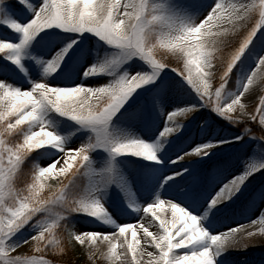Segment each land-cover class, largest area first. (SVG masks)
Returning <instances> with one entry per match:
<instances>
[{
    "label": "snow or ice",
    "instance_id": "snow-or-ice-1",
    "mask_svg": "<svg viewBox=\"0 0 264 264\" xmlns=\"http://www.w3.org/2000/svg\"><path fill=\"white\" fill-rule=\"evenodd\" d=\"M0 25V264H60L76 245L92 264H228L264 233L219 222L264 204V135L249 124L264 133V0H0ZM201 109L243 129L221 136L201 117L197 142ZM246 140L234 174L188 183ZM248 223L264 225V207Z\"/></svg>",
    "mask_w": 264,
    "mask_h": 264
},
{
    "label": "rangeland",
    "instance_id": "rangeland-1",
    "mask_svg": "<svg viewBox=\"0 0 264 264\" xmlns=\"http://www.w3.org/2000/svg\"><path fill=\"white\" fill-rule=\"evenodd\" d=\"M7 2V0H6ZM10 31V30H9ZM5 32V27L3 25H0V33ZM6 34V33H5ZM2 38V37H0ZM93 46H95L93 42ZM264 54V53H261ZM217 80H218V75H217ZM214 86H216V82L214 81ZM227 86H230L232 88L235 87V77H231L229 80V84ZM258 90L260 91L261 94H264V86H259ZM174 98H181V99H191V97L187 96H181V97H174ZM249 100H251V97H249ZM249 107H253V105H249ZM170 110V109H169ZM213 122V128H214V134H218L221 136H226L228 134H239V132L243 129V125H231L227 120H224L223 118L217 117L215 113H211L209 115V112L207 109H201L199 116H197L196 120H194L190 125H189V130H188V135L196 139L197 142L199 141V137L202 135L196 127L197 122L201 117H205ZM178 119H185L183 117H178ZM250 126L252 122H249ZM151 126V121H147L146 123L139 124L137 126L133 127V131L140 132L141 135H145L148 131V129ZM252 130L257 129L258 127L256 125L251 126ZM143 129V131H142ZM253 130V132L257 135L258 131L256 132ZM70 131V129H69ZM251 136V133L249 134ZM75 139V137H73ZM249 146L252 148L256 147V144L252 140H246L244 145H241L239 148H228V147H221L220 151H218L215 155H211L210 159L203 161L199 165L192 166L196 169V171L193 174L192 180L194 179V182L199 181L205 188H207V180L205 178L206 174L215 176L217 171H220L221 174L224 175V177H228L229 173H233L235 171V168L240 166L241 162L244 160V155L243 153L249 149ZM185 151H188L187 148H185ZM249 155H251V152H248ZM187 157L195 158L197 157L195 155H189ZM47 157H33V160L44 164L47 161ZM194 160V159H193ZM32 162L30 161V165ZM220 165H223L222 168L218 167ZM189 167V164L187 163L186 165ZM230 178V177H229ZM51 179H55L53 177L48 178V182ZM259 177L257 178V181L254 182V184H257L259 182ZM187 180V178H186ZM83 182V181H82ZM191 182V180H188V183ZM184 184L181 183L180 188L183 189ZM135 190V189H134ZM111 195V192H110ZM121 195H123L121 193ZM139 197V193L137 194ZM115 199V197H113ZM264 207V204L262 206H258L257 212L252 213L250 216H246L245 218H240L239 213L246 212L244 203L241 201H238L236 204L231 205L227 210L226 213L222 216L219 217V222L221 225V229H223L224 226L231 227L234 224H241L245 226L246 230L251 231L252 228H260L264 227V225H261L257 223L254 226H250L248 221L254 217H258L260 215V208ZM111 210V209H110ZM150 214H145L146 218ZM137 217H126L121 215L118 218V222H128V223H135L134 219ZM75 226L79 230H85V229H96L100 231H116L114 228L112 229H107V225H94L91 223L90 220L83 219V218H78L76 221H74ZM152 230H155L153 227ZM142 234V230H140ZM130 235V232H129ZM249 239V245L247 248H233L230 249V255L228 257V264H264V233L262 232H254L253 236ZM86 253V260L85 264H92V261L89 259L88 256V251H87V246H81ZM22 248L24 251L28 254H31V249L29 245H22ZM151 250V249H150ZM118 251H123L118 245ZM49 259H53L54 254L52 253H47L46 254ZM145 260H147V257L145 256ZM60 264H62L60 262ZM96 264H106L105 260L103 258H99L96 260Z\"/></svg>",
    "mask_w": 264,
    "mask_h": 264
},
{
    "label": "trees",
    "instance_id": "trees-1",
    "mask_svg": "<svg viewBox=\"0 0 264 264\" xmlns=\"http://www.w3.org/2000/svg\"><path fill=\"white\" fill-rule=\"evenodd\" d=\"M251 126H254V124H251ZM253 130H255V129H253ZM256 130L258 131L259 135H264V133H261L258 128ZM30 168H31L30 161H28L24 165L25 174L21 175V177H20L21 182L23 180H25L28 177V175H30V173L28 171ZM54 182H56L55 179H51L49 181V183H54ZM85 260H86L85 250L81 246L76 245L74 251H72L68 255L64 256L60 262L62 264H69V262H70V264H85Z\"/></svg>",
    "mask_w": 264,
    "mask_h": 264
},
{
    "label": "bare ground",
    "instance_id": "bare-ground-1",
    "mask_svg": "<svg viewBox=\"0 0 264 264\" xmlns=\"http://www.w3.org/2000/svg\"><path fill=\"white\" fill-rule=\"evenodd\" d=\"M193 159H195V158L185 157V161H186L185 166L187 165V161H191ZM177 163L179 164L180 162L178 161ZM222 177H224L223 174H222L221 178ZM193 182H194V179L193 180L191 179V182H189V183H193ZM218 182L219 181L217 180V183ZM259 205L262 206L263 204H261L259 201H257V203L255 205L249 207L246 212L239 213L240 218H245L246 216H250L252 213L257 212ZM140 216H144L146 218L145 214H143V213H141ZM140 216L134 215L132 217H137V218L134 219V221H136V220L140 219ZM137 227H138V225H137ZM107 229H112V227L111 226H107Z\"/></svg>",
    "mask_w": 264,
    "mask_h": 264
}]
</instances>
